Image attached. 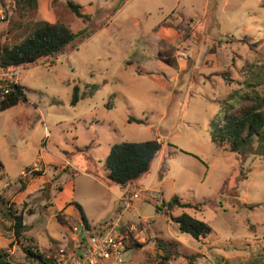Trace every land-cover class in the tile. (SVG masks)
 Returning <instances> with one entry per match:
<instances>
[{"label":"rangeland","instance_id":"rangeland-1","mask_svg":"<svg viewBox=\"0 0 264 264\" xmlns=\"http://www.w3.org/2000/svg\"><path fill=\"white\" fill-rule=\"evenodd\" d=\"M224 1L0 0V44L45 22L86 29L53 58L0 69L28 100L0 110V201L28 227L16 238L0 211V264H63L61 250L77 259L73 202L95 226L120 220L124 264L162 261L155 237L180 253L163 264H264V158L233 153L210 133L231 94H264V0ZM76 85L85 97L72 106ZM148 140L162 144L159 159L119 196L105 171L112 146ZM174 196L204 204L173 215L205 221L210 237L198 242L157 212ZM29 243L42 261L26 255Z\"/></svg>","mask_w":264,"mask_h":264},{"label":"trees","instance_id":"trees-1","mask_svg":"<svg viewBox=\"0 0 264 264\" xmlns=\"http://www.w3.org/2000/svg\"><path fill=\"white\" fill-rule=\"evenodd\" d=\"M30 1V0H28ZM34 1L35 0H31ZM68 8L79 18L89 19V15L81 12V6L72 1ZM85 28L74 32L62 22L40 23L19 44L8 46L0 44V69L10 70L31 66L43 59L53 58L62 53L69 45L85 36ZM258 85V84H257ZM95 86H93V90ZM79 86H74L71 105L75 106L84 98ZM230 102L222 110V114L211 122V139L217 145H229V150L238 155H258L264 158V94L254 90V94L235 92L229 96ZM252 105H243L246 101ZM27 94L24 86L11 79H0V110L5 111L19 104L26 103ZM130 123L143 121L130 119ZM162 152V144L158 140L142 142H120L114 144L105 160L107 180L109 185H117L124 189L127 186L143 181L152 172L156 161ZM0 166H3L0 162ZM75 173V172H74ZM81 217L82 223L93 231L85 216L83 208L73 202ZM203 203L194 204L184 201L178 196L157 206V212L163 213L179 226V231L200 242L211 236L213 229L208 223L183 212L175 217L173 213L178 209H195L202 211ZM0 211L6 220L13 223L14 234L20 238L28 227L24 224V215L3 199L0 201ZM104 224V223H103ZM101 225V224H99ZM159 258L158 264L180 257L174 242H167L161 238H153ZM30 243L25 249L28 257L42 261L43 257ZM2 264H9L7 262Z\"/></svg>","mask_w":264,"mask_h":264},{"label":"built area","instance_id":"built-area-1","mask_svg":"<svg viewBox=\"0 0 264 264\" xmlns=\"http://www.w3.org/2000/svg\"><path fill=\"white\" fill-rule=\"evenodd\" d=\"M135 197L137 198V195ZM119 221L117 219L103 225H98L93 231L87 229L81 221L74 229L79 234L82 252L79 253L77 259L74 258V255H71L70 259H67L65 258L64 251L61 250L62 263L124 264L126 245L124 236L119 232Z\"/></svg>","mask_w":264,"mask_h":264},{"label":"crops","instance_id":"crops-1","mask_svg":"<svg viewBox=\"0 0 264 264\" xmlns=\"http://www.w3.org/2000/svg\"><path fill=\"white\" fill-rule=\"evenodd\" d=\"M204 2H206L207 0H203ZM226 1V3H228V1L227 0H225ZM224 1V2H225ZM226 3H224L225 4V6L227 5ZM207 4V3H206ZM204 9L206 10V5L204 4ZM196 18H198V17H196ZM18 82V81H17ZM19 84H20V82H18ZM105 171H106V174H107V169L105 168ZM76 175V174H75ZM75 175H72V176H75ZM93 179H95V178H93ZM141 184H142V182H141ZM62 187H63V185H62ZM61 189H63V188H61ZM120 190H121V192H120V194H119V196H121V194L123 193V189L122 188H120ZM125 190V189H124ZM85 213V212H84ZM80 214V213H79ZM85 216H86V218L88 219V221H89V223L92 225V226H94V220H91L87 215H86V213H85ZM80 219H81V217H80ZM81 222V221H80Z\"/></svg>","mask_w":264,"mask_h":264}]
</instances>
